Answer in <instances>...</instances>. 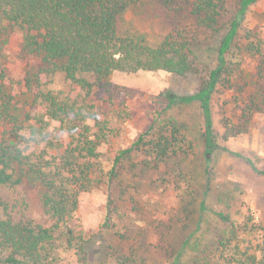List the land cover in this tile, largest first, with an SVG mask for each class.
Returning <instances> with one entry per match:
<instances>
[{
	"label": "rangeland",
	"instance_id": "1",
	"mask_svg": "<svg viewBox=\"0 0 264 264\" xmlns=\"http://www.w3.org/2000/svg\"><path fill=\"white\" fill-rule=\"evenodd\" d=\"M168 1L138 0L124 13L120 26L154 42L167 32L183 29L193 41L199 65L206 69L215 67L219 41L239 0H225V11L216 28L207 30L195 25L191 0ZM247 30L259 37L264 52V0H256L246 8L240 38L227 55L229 82H218L207 94L212 123L210 151L205 106L199 97L207 79L204 70L184 76L164 70L112 73L110 81L121 90L118 96L122 99L114 98L109 106L95 96L97 103L109 109L111 131L93 160L97 180L78 194V208L72 220L77 240L83 242V253L78 258L64 246L66 242L59 240L55 264H117L113 252L130 248L144 259L139 262L136 258L130 264H166L159 245L177 249L198 223L200 230L190 237V245L199 240L204 250L198 257L193 247L184 251L181 258L186 264H234L233 246L244 250L260 241L264 227V105L257 57L243 50V34ZM22 40L19 30L0 37V83L12 81L24 91L25 72L34 57L22 52ZM164 94L177 102L167 107ZM154 118L156 122L168 118L179 125L192 149L186 155L145 169L140 165L143 156L134 152L127 160L129 168L121 169L109 188L103 175L113 156L128 147ZM39 130L44 138L33 139L26 133V142H20L19 147H25L24 152L32 154V158L58 154L67 141L63 129L52 122ZM1 196L6 202V207L0 208L1 217L50 223L36 183L23 179L14 187L3 188ZM108 209L110 218L105 225ZM218 212L228 221L220 220ZM252 222L255 227H251ZM230 223L235 226L236 239L230 248H216L218 237Z\"/></svg>",
	"mask_w": 264,
	"mask_h": 264
},
{
	"label": "trees",
	"instance_id": "2",
	"mask_svg": "<svg viewBox=\"0 0 264 264\" xmlns=\"http://www.w3.org/2000/svg\"><path fill=\"white\" fill-rule=\"evenodd\" d=\"M254 1L237 2L216 50L217 63L206 69L197 62L193 41L185 30H172L154 42L142 33L120 26L124 13L138 0H0V37L21 31V50L34 57L25 72L24 91L18 89L15 82L2 80L0 83V208L6 207L1 190L28 179L39 186L41 204L50 221L44 225L30 219L14 221L0 215V264H55L59 240L62 244L66 242L64 246L72 249L78 258L83 253V242L77 240L72 220L78 208V194L97 180L93 160L111 131L109 109L97 103L95 96L109 106L114 98L122 99L118 96L121 90L110 81L114 71L164 70L184 76L204 70L207 79L199 97L205 106L207 150H211L212 123L207 112V94L218 82H229L227 74L231 71L227 55L236 46L246 8ZM190 11L197 27L214 29L225 11V0H191ZM243 39V50L258 60L257 73L264 105L262 42L251 30L245 31ZM164 97L167 107L177 102L169 95L164 94ZM52 122L59 124L67 138L58 154L32 158V154L24 152L25 147H19L20 142H26V133L33 139L44 138L39 128ZM191 149L192 143L179 125L168 118L157 122L151 119L128 147L115 153L109 170L103 175L104 180L109 182L110 188L118 172L129 168L127 160L134 152L143 156L140 165L145 169L186 155ZM201 205L204 209L203 203ZM109 211L105 225H108ZM217 216L228 221L222 213L218 212ZM248 218L252 220L251 216ZM252 225L256 226L253 222ZM262 228V238L255 246L244 250L233 246L231 259L234 264H264ZM195 230H200V223ZM195 230L177 249L168 244L159 245L166 256V264H186L182 253L192 247L199 256L204 250L200 241L190 245ZM235 231L234 224L230 223L218 237L216 248H230L232 240L236 239ZM112 257L117 264H130L136 258L144 261L133 248L124 252L116 249Z\"/></svg>",
	"mask_w": 264,
	"mask_h": 264
}]
</instances>
